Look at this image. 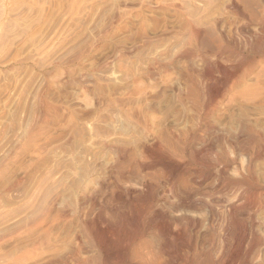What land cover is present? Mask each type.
<instances>
[{"label":"rangeland","instance_id":"obj_1","mask_svg":"<svg viewBox=\"0 0 264 264\" xmlns=\"http://www.w3.org/2000/svg\"><path fill=\"white\" fill-rule=\"evenodd\" d=\"M233 2L0 0V264H61L74 245L78 188L96 193L105 210L116 189L125 199L127 186L161 179L160 165L138 170V163L132 177H120L116 147L135 157L152 133L193 123L235 159L237 177L252 185L236 190L252 201L235 214L242 242L218 223L202 229L201 218L193 251L179 250L177 264H264V28L252 15L264 0ZM53 202L49 246L25 252L32 235L21 223ZM147 237L165 260L157 237ZM116 241L107 238L108 251Z\"/></svg>","mask_w":264,"mask_h":264},{"label":"bare ground","instance_id":"obj_2","mask_svg":"<svg viewBox=\"0 0 264 264\" xmlns=\"http://www.w3.org/2000/svg\"><path fill=\"white\" fill-rule=\"evenodd\" d=\"M231 3L233 6V0H231ZM231 3L229 4L231 5ZM252 15L257 18L258 29L262 31L264 28V8L258 14L253 13ZM187 28H190V26ZM199 31V29L193 27L191 29L196 38L199 37ZM210 91L211 88L208 92ZM142 120L144 121V119ZM135 121L137 122L136 119ZM197 127L193 123V125L174 133L167 131L154 132L150 137L149 144L141 145L139 154L135 157L131 153V156H126L127 147L125 148L123 145L116 147L118 158L121 159V162L123 161L122 165H124L122 167L121 163L118 164L122 167L119 171L120 177H132L134 175L133 171L136 172L133 169L134 164L138 163V165L136 164L138 170L156 164L160 165L162 168L161 179H159L158 184H154L152 180H146L145 178L137 185L130 183L131 185L125 189V199L123 192L116 189L111 196L112 204L106 206L105 210L103 209L104 205L97 202L96 193L85 195L84 190L78 188L75 206L71 209L77 221L73 235L74 245L72 244V247L67 252L65 251L67 257L61 259V264H68V259L71 261L69 264H123L127 256L130 257V259H127L129 260L128 264H177L180 258L179 250L182 248L189 251L193 249L195 243L193 230L201 224V218H203L202 229L208 230L218 223L223 231L228 230V227L232 228L236 242H242L245 231H241L236 227L237 218H235V214H237L236 211L244 212V207L251 203L252 198L249 190L250 193L243 190L242 192L237 191L236 189H239V187L243 189V186L249 189L252 185L250 186L246 178L237 177L236 172L238 171L235 166V159L231 158L229 154L226 155L225 151H215ZM148 157H153V161L147 162ZM117 169H119V166H117ZM116 171L118 172V170ZM187 175L190 178L184 179ZM211 178H213V181L206 184ZM94 183L97 185V189L101 188L100 181H94ZM138 189L141 194L134 195V193V196H132L131 193ZM136 199L139 202L138 209L136 212L132 211L129 219L126 220V222H129V226L124 227L121 224L126 217L124 213H126L127 208H133ZM50 200L52 201V199ZM54 203H46L44 206L39 205L40 208L37 213L35 212L36 214L29 218L27 216L21 223L22 225L18 226L19 229L25 228L28 230V235H32L31 240L29 238V246L25 248V252L34 253L39 248L43 250L49 246L51 242L50 217ZM61 210L55 212L57 215L61 214L60 218L62 215L64 216L65 211ZM104 212L112 218H106ZM113 222H120V227H124L123 230L118 233L116 228L113 227ZM147 234L157 237V246L166 255L165 260L156 258V251L151 248L152 243ZM111 235L115 236L118 241L114 242V245L108 251L105 242ZM167 242L171 244L169 248H165ZM87 248H89V251L90 248L93 251L97 249L98 255H94L95 251L93 255L88 254ZM231 260L232 257H229L227 262ZM180 262V264H190L194 261L189 262L187 258H183L182 261L180 259ZM41 263L49 264V260L44 259ZM57 263L54 262L53 264Z\"/></svg>","mask_w":264,"mask_h":264}]
</instances>
